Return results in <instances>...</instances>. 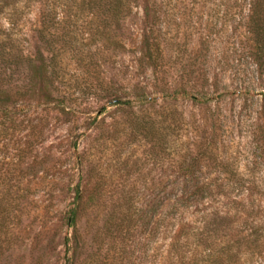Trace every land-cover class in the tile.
I'll return each mask as SVG.
<instances>
[{
	"label": "rangeland",
	"instance_id": "rangeland-1",
	"mask_svg": "<svg viewBox=\"0 0 264 264\" xmlns=\"http://www.w3.org/2000/svg\"><path fill=\"white\" fill-rule=\"evenodd\" d=\"M132 1L110 22L65 17L63 1L56 25H41L33 0L16 9L18 44L51 51L67 99L65 113L27 97L0 113V264H154L158 187L182 180L191 154L199 181L234 197L217 198L232 218L204 233L200 261L221 264L230 247L229 263L264 264V0H160L153 68L140 63L148 28ZM21 66L0 58V85H17Z\"/></svg>",
	"mask_w": 264,
	"mask_h": 264
},
{
	"label": "trees",
	"instance_id": "trees-1",
	"mask_svg": "<svg viewBox=\"0 0 264 264\" xmlns=\"http://www.w3.org/2000/svg\"><path fill=\"white\" fill-rule=\"evenodd\" d=\"M27 0H0V58L5 60H14L19 68L17 85H0V113L10 108H14L17 102L27 99L43 102L44 104H54L56 109L65 113V97H58L53 88V68L54 57L48 55L51 53L48 49L35 47L34 54L25 53V49L20 47L16 40L17 35L14 29L17 27L14 13L19 4ZM42 10L41 25L58 23L59 1H63L65 12L73 10L74 16L90 15L91 18L103 17L108 22L122 21L130 15L131 5L137 7L138 4L132 0H33ZM160 0H140V9L143 12V21L148 30L143 33L140 47L142 49V58L140 63L145 62L147 67H155L153 53L159 51L157 37L153 35L152 26L156 19V6ZM98 36L105 34L104 31H98ZM105 36V35H104ZM37 42L45 39L43 29L36 32ZM109 38V37H108ZM109 41V39H107ZM6 42L7 44H2ZM45 52V53H44ZM47 54L48 56H46ZM21 89V90H20ZM142 100H146L141 96ZM108 104L113 106L125 105L124 101L113 97ZM188 163L181 164L177 169V174L182 180H176L169 185H162L158 190L162 194H157L153 204V241L154 264H202L200 253L202 246L206 242L204 236L209 227L218 223L230 224L232 218L231 209H219L218 197L222 196L230 202L234 200L231 193V185L205 184L199 181L201 169L199 162L201 158L198 154L188 155ZM79 187L76 188V199L72 207L66 213V226L70 229H76L79 214ZM247 201V199H246ZM243 202V199H242ZM147 223L142 220L141 227L145 228ZM169 234V235H168ZM245 238V237H243ZM244 240V239H243ZM69 239L66 238V246H69ZM235 243V242H234ZM201 249V251H200ZM229 250H224L221 255V264H231L232 256H239V248L232 255ZM204 252V251H203ZM232 255V256H231ZM226 259V260H225ZM240 262L239 259L236 263ZM75 259L69 258V264H74ZM204 264V263H203ZM207 264V263H206ZM210 264H215L214 262Z\"/></svg>",
	"mask_w": 264,
	"mask_h": 264
}]
</instances>
